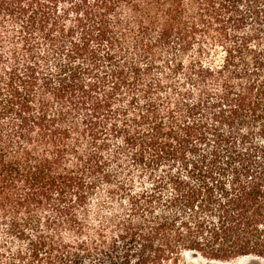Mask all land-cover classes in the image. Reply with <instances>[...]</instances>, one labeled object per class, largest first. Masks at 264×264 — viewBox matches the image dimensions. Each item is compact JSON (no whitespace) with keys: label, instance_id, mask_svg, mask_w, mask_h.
Here are the masks:
<instances>
[{"label":"trees","instance_id":"1","mask_svg":"<svg viewBox=\"0 0 264 264\" xmlns=\"http://www.w3.org/2000/svg\"><path fill=\"white\" fill-rule=\"evenodd\" d=\"M184 254L264 260V0H0V264Z\"/></svg>","mask_w":264,"mask_h":264},{"label":"rangeland","instance_id":"2","mask_svg":"<svg viewBox=\"0 0 264 264\" xmlns=\"http://www.w3.org/2000/svg\"><path fill=\"white\" fill-rule=\"evenodd\" d=\"M107 212V211H106ZM110 213V211H108ZM107 213V214H108ZM90 214H91V222L95 223L96 221V209L91 207L90 208ZM211 263H218V262H208L201 258H195L191 254H184L179 264H211ZM218 264H264V261H259L255 259L250 260H238L230 263H218Z\"/></svg>","mask_w":264,"mask_h":264},{"label":"water","instance_id":"3","mask_svg":"<svg viewBox=\"0 0 264 264\" xmlns=\"http://www.w3.org/2000/svg\"><path fill=\"white\" fill-rule=\"evenodd\" d=\"M248 260H250V259H255V260H259L260 261V259H258V258H247ZM261 261H264V260H261ZM211 264H218V263H211Z\"/></svg>","mask_w":264,"mask_h":264},{"label":"bare ground","instance_id":"4","mask_svg":"<svg viewBox=\"0 0 264 264\" xmlns=\"http://www.w3.org/2000/svg\"><path fill=\"white\" fill-rule=\"evenodd\" d=\"M245 260H248V259H245Z\"/></svg>","mask_w":264,"mask_h":264}]
</instances>
